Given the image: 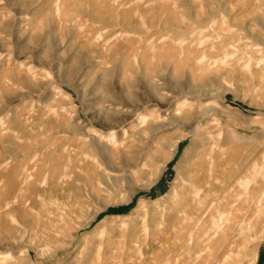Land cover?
<instances>
[{"label":"rangeland","instance_id":"rangeland-1","mask_svg":"<svg viewBox=\"0 0 264 264\" xmlns=\"http://www.w3.org/2000/svg\"><path fill=\"white\" fill-rule=\"evenodd\" d=\"M262 164L264 0H0V264L219 263L190 190Z\"/></svg>","mask_w":264,"mask_h":264},{"label":"bare ground","instance_id":"bare-ground-1","mask_svg":"<svg viewBox=\"0 0 264 264\" xmlns=\"http://www.w3.org/2000/svg\"><path fill=\"white\" fill-rule=\"evenodd\" d=\"M156 78L158 80H162V81L165 80L164 77H161L159 75H156ZM159 88L168 89V87L167 86L165 87L163 84ZM168 90L171 93L175 92V91H173V89H168ZM196 93H198V95L203 96V97L207 96V92H205V91H196ZM172 98L177 99L178 97L173 96ZM170 102H171L170 99H168L167 103L169 105H170ZM182 105L183 104L179 105V103H177V105H175L176 106L175 110H177V112H175L174 114L177 115L176 117H178V112L181 110ZM191 106H193V104H191ZM206 114H207V111L204 110L201 113V115L195 121L188 122V124H184V128L187 131V133L190 134L194 131H197L198 130L197 124H200V122L202 121L203 117ZM76 132H79V131H76ZM70 144L73 145L70 142L68 146H71ZM91 144L94 145V142H91ZM97 147H99V145ZM100 149H99V151H100L101 156L102 157L105 156L107 153H105L104 151H102ZM95 150H98V149L94 148L93 149L94 153L97 152ZM68 153H70V150L68 151ZM74 153H75V155L79 154L77 151ZM90 153H92V152H90ZM88 154H89V152H88ZM106 158H104V159H106ZM212 160H213V158H212ZM244 161H247V159ZM243 165H241V166H243ZM238 168L240 171L243 169L240 166H238ZM255 168H256V166H255ZM248 170H250V169H248ZM243 174H244L243 176L240 175L241 178L236 177L238 179V182L233 183V184L230 183L231 185L226 190V193L223 192L222 195H218L215 197L214 196L211 197V193H209V191L208 192L207 191H204V192L200 191L199 192L200 188L195 187L196 189H194V186H196L195 185L196 183L193 186V183L189 182V184H190L189 189H194L193 191L190 190V192L194 193V198H195V201H197V203H196V206L192 207L189 214L185 215L184 217H185V220H186V218H190L192 223L189 224L187 229H185L184 225L181 226L178 230H176V232L174 234H176L177 239L181 238V237H186V239H188L190 241L191 252H200L201 250L207 248L209 254L212 250H214V246H215L214 244H216V243H214L215 240L217 238L222 239L223 240V245H222L223 256L218 258V259H220L219 263H218V261L215 260V264H220V263L226 264L225 260H227V257L232 252L235 253L234 255L237 254V258H238L237 263H239V264H257L258 263L259 250L256 249V252H255V247L250 248V245H252L255 242V240H257L256 238L259 237L260 225L264 221V191L261 189V183H262L261 180L256 177V175H258L257 172H255L254 175L252 174L254 176L253 184L250 183V180L252 178L249 179V177L246 176L247 174L246 175H245V173H243ZM191 177H192V175L188 176L189 179ZM243 178L246 179V181H245L246 183H244V184H242V182H240V180ZM194 180L195 179L192 177V181H194ZM216 180H220V178H216ZM123 181L125 183L127 182L125 179H123ZM222 181L223 182L221 184H219L221 187H223L225 183L228 184L230 182V177H227L226 179H224ZM233 182H234V180H233ZM125 183H123V185H125ZM120 185H122V184L120 183ZM114 186H116V185H114ZM183 198H185V197H183ZM202 198H204V199L202 200ZM183 222H184V220H183ZM207 222H209L208 225H206ZM166 225H167V223H166ZM201 238H203V240ZM205 240H207V242H204ZM225 253H227V254L224 255ZM219 254H221V253H219Z\"/></svg>","mask_w":264,"mask_h":264}]
</instances>
